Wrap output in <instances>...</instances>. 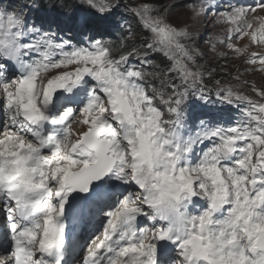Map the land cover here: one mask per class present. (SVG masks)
Returning <instances> with one entry per match:
<instances>
[{
  "label": "snow or ice",
  "instance_id": "snow-or-ice-1",
  "mask_svg": "<svg viewBox=\"0 0 264 264\" xmlns=\"http://www.w3.org/2000/svg\"><path fill=\"white\" fill-rule=\"evenodd\" d=\"M82 2L103 18L122 6ZM172 10L130 9L146 36L117 54L84 21L74 42L0 5V264H264V75L256 98L223 86L194 43L214 15L231 26L219 42L264 74V0H199L191 26ZM210 83L240 115L189 125L186 101Z\"/></svg>",
  "mask_w": 264,
  "mask_h": 264
},
{
  "label": "rangeland",
  "instance_id": "rangeland-1",
  "mask_svg": "<svg viewBox=\"0 0 264 264\" xmlns=\"http://www.w3.org/2000/svg\"><path fill=\"white\" fill-rule=\"evenodd\" d=\"M38 1L39 0H29L28 4H26V9H24V11L27 19L31 22V18L36 16L41 19V24L45 27L51 26L59 36L70 38L74 42L84 38L80 34L79 24L81 21L86 22L89 28L94 29L96 27L99 31L100 26H104L102 24H105L106 26V23H109L111 20L108 19V17L103 18L102 14L83 3L82 0H70L77 6V9L78 7L80 8L78 9L80 10L79 12H76L75 10L77 9L74 8V10H68L64 13L55 9L54 4V2H60L62 0H51L54 1L53 3H51L50 0H46L47 3H51L53 5V7L50 5L46 8L44 6L40 8L38 6ZM120 2L122 6L115 13L133 15L130 9L138 7L142 2H144V0H120ZM151 2L156 6H160L161 4H171L173 6L171 19L176 24L181 26H191L196 23L191 19L190 8L198 7L199 0H151ZM258 2L259 0H217V10L227 11L230 5L252 6ZM133 17L137 21V18L134 15ZM72 19H76V23L70 24ZM215 21L216 16L214 15H209L206 18L201 17L199 21V27L196 30L194 43L204 53L200 63L206 69L213 71V80H220L223 86H232L245 94L252 95L253 98H256L255 94L251 92L250 85L255 83L259 86L262 82V75L264 74L249 71V65L241 64L239 60L235 59L231 53L228 52V49L222 45L219 40L226 38L227 29L231 26L226 24H217ZM57 25H59V27H57ZM110 25L111 24H109V26ZM135 26L142 31V33H134L133 31L135 39H132V42L139 45L143 42L146 35H144V30L140 28L138 21ZM121 27H123V25ZM128 30L129 28H127V31ZM99 33L102 32H98V34ZM97 37L101 38V35H97ZM102 39L110 41L108 38ZM213 44H216L215 52L212 51ZM239 45L247 46L248 53L261 51L257 45H249L247 38L239 41ZM159 57L162 58L161 56ZM133 63H138V61L133 60ZM237 74L241 75L240 80L234 79ZM245 79L249 81L248 85L243 84V80ZM209 88L212 89V92L208 100L202 101L199 97L190 96L186 101L185 108L189 125L195 124L197 118L201 116L223 117L226 120L239 117V110L235 106L221 103L220 100L217 99L215 95L216 87L213 83L209 84ZM2 224L3 220H0V225Z\"/></svg>",
  "mask_w": 264,
  "mask_h": 264
},
{
  "label": "trees",
  "instance_id": "trees-1",
  "mask_svg": "<svg viewBox=\"0 0 264 264\" xmlns=\"http://www.w3.org/2000/svg\"><path fill=\"white\" fill-rule=\"evenodd\" d=\"M28 1L29 0H0V5H2L7 10L19 11L22 9L24 11V9H26L25 7H26V4H28ZM50 2L53 3L54 1L50 0ZM51 3L50 4L47 3L46 0H39L38 6L40 8H42V6H44L46 8V7H49L50 5H52ZM54 4H55V9H57L58 11H60L62 13H64L65 11H68V10H74V8L77 9V6L75 4H73L70 0L69 1L68 0H62L60 2H54ZM52 7H53V5H52ZM78 9H80V8L78 7ZM78 9L75 11L79 12L80 10H78ZM108 19H111L109 21V23H106V26H105V24H102L104 26H102V27L100 26L99 31L96 27L94 29L90 28L89 35H93L92 33H96V35H101V38H108L112 42L113 48H115L117 50V53L124 50L120 47V44L122 42L125 43L126 47H129V48L134 44L132 42V40H125V37L128 34L127 28L131 29L132 32L134 31V33H138V32L142 33V31H140L135 26V24H137V21L133 17L132 14L114 13L113 15L108 17ZM31 21H34L37 24L42 23L41 19H39L36 16L32 17ZM76 21H77L76 19H72L70 24H74V23H76ZM109 24H111V25L109 26ZM122 25H123V27H121ZM73 29H75V28H73ZM98 32H102V33L98 34ZM144 35H146V33ZM151 58L153 59V61L156 65L162 66L163 58H160L159 55L153 54V56Z\"/></svg>",
  "mask_w": 264,
  "mask_h": 264
},
{
  "label": "bare ground",
  "instance_id": "bare-ground-1",
  "mask_svg": "<svg viewBox=\"0 0 264 264\" xmlns=\"http://www.w3.org/2000/svg\"><path fill=\"white\" fill-rule=\"evenodd\" d=\"M90 226L88 225H84L83 226H80V225H73V224H70L69 225V236H71L73 233H75L77 235V237L83 241L85 240L87 237V235H91L92 231L95 230V227H91V229H88ZM93 234V233H92ZM78 259V257H77Z\"/></svg>",
  "mask_w": 264,
  "mask_h": 264
}]
</instances>
